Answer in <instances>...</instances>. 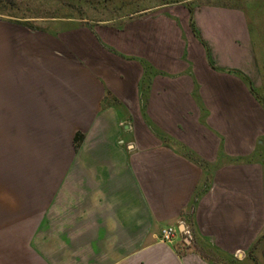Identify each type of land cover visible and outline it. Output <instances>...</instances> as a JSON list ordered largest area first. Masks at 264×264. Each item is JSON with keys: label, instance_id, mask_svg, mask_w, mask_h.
<instances>
[{"label": "crops", "instance_id": "crops-1", "mask_svg": "<svg viewBox=\"0 0 264 264\" xmlns=\"http://www.w3.org/2000/svg\"><path fill=\"white\" fill-rule=\"evenodd\" d=\"M191 5L7 21L0 264H264V0Z\"/></svg>", "mask_w": 264, "mask_h": 264}, {"label": "trees", "instance_id": "trees-1", "mask_svg": "<svg viewBox=\"0 0 264 264\" xmlns=\"http://www.w3.org/2000/svg\"><path fill=\"white\" fill-rule=\"evenodd\" d=\"M112 1L113 0H0V18L37 30L41 29L40 26L34 23V20L38 18H75V15L72 14H63L62 16V11L66 9L83 13L88 7L94 11L120 8L117 5L112 8ZM52 2L54 3L52 4ZM122 2L125 7L126 0ZM218 3L224 4L223 1ZM186 5L191 12L192 28L195 33L199 35L193 15L194 7L191 3Z\"/></svg>", "mask_w": 264, "mask_h": 264}, {"label": "rangeland", "instance_id": "rangeland-1", "mask_svg": "<svg viewBox=\"0 0 264 264\" xmlns=\"http://www.w3.org/2000/svg\"><path fill=\"white\" fill-rule=\"evenodd\" d=\"M124 1V0H122ZM121 0H113L112 1V8H114L116 5L119 6L120 8L114 9V10H103V11H97V10H92L91 8H86L83 13L82 12H77V11H70V10H64L62 11V16L63 14L65 15H75V18H86V19H111L114 17L122 16L125 15L131 11L134 10H139L147 6H157V5H162V4H170V3H176V2H182L183 4H190L193 3L195 0H126L125 7L123 6ZM210 1H215V2H225L226 0H210ZM54 2H52L53 4ZM122 6V7H121ZM7 19L0 18V35L1 33H10V32H16V31H22L24 30L23 27L17 26L14 24H11L7 22ZM34 23L38 26L44 25L45 24V19L43 18H38L34 20ZM1 37V36H0Z\"/></svg>", "mask_w": 264, "mask_h": 264}, {"label": "built area", "instance_id": "built-area-1", "mask_svg": "<svg viewBox=\"0 0 264 264\" xmlns=\"http://www.w3.org/2000/svg\"><path fill=\"white\" fill-rule=\"evenodd\" d=\"M177 234V228L173 226L165 227L161 231V238L165 242H171ZM189 234V231H186Z\"/></svg>", "mask_w": 264, "mask_h": 264}]
</instances>
